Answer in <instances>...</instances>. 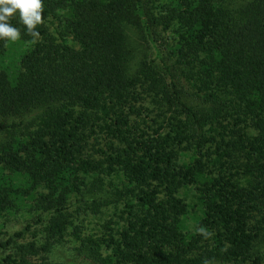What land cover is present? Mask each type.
<instances>
[{
	"label": "trees",
	"instance_id": "trees-1",
	"mask_svg": "<svg viewBox=\"0 0 264 264\" xmlns=\"http://www.w3.org/2000/svg\"><path fill=\"white\" fill-rule=\"evenodd\" d=\"M43 4L37 42L18 16L21 38L0 40V219L48 215L25 243L13 239L22 231L0 241V264H52L41 254L68 229L88 264H264V0H164L151 19L142 0ZM130 28L143 31L151 60L133 62ZM138 88L159 101L167 132L129 125ZM95 127L109 136L97 160L84 152ZM188 139L209 147L172 168ZM183 186L196 200L191 230ZM111 205L124 220L115 236L79 233V215Z\"/></svg>",
	"mask_w": 264,
	"mask_h": 264
},
{
	"label": "rangeland",
	"instance_id": "rangeland-1",
	"mask_svg": "<svg viewBox=\"0 0 264 264\" xmlns=\"http://www.w3.org/2000/svg\"><path fill=\"white\" fill-rule=\"evenodd\" d=\"M142 1L145 12H147V15H150L148 18H156L161 15L164 0ZM149 29L154 33L155 36L161 32L160 26L154 21L149 22ZM127 36L129 47L133 51V62H137L142 59L151 60L153 58V51L147 43L143 31L130 28L128 29ZM158 39L159 38H157V40ZM161 45L165 46L164 44ZM168 49L169 48H166V46L163 48L161 58H163L166 63H168L173 80L176 84L178 83L177 88H180L179 94L180 96L184 97L183 101H189V99H191V89L182 78H179L180 73H178L175 67L172 65L173 59L169 56ZM153 65L157 66L158 69H161L159 63L156 60L153 62ZM136 91L139 95V99H137V101L134 103L135 111H130L132 114L127 117L129 125L132 127H138L139 130L145 131V133L149 136L152 135L153 131H157L160 134L167 132V125L162 124L157 126L158 123L162 122L161 117L158 116L157 113V108L159 106V101L157 98H153L150 94L143 91L142 88H138ZM167 115H169V113L166 114V116ZM84 134L86 135V144L84 147L85 154L91 155L95 158L94 160L99 159L100 155L97 153L98 149L106 150L107 147H109L108 134H105L104 130L102 131V129L97 127L92 130H89L88 128L85 129ZM193 147L194 140L191 139L184 140L179 146L175 147V155L171 162V167L177 169L189 164L192 159L199 158L206 150V147L209 146L208 144H205L204 146H200L199 149H193ZM106 152L109 151L107 150ZM232 162L236 167L239 164L240 159L235 157ZM108 178L109 177L105 178V181H108ZM110 178L111 181L115 183L116 179L114 176ZM177 196L182 199L187 210V215L184 217L183 223H185L187 229L191 230L190 227L192 222L190 221L189 215L196 210V200L194 199L192 187H181L178 190ZM117 209V211L112 209L111 205L107 208H100V212L95 215H91L89 213L85 215V217L83 215H79V218H77L76 221V223H79L78 225L80 226L78 228L79 233L91 235L104 233L106 235L111 234L115 236L118 230H120L124 224V220L122 219L123 216L121 217L120 214V208L118 207ZM69 210L74 211L75 206H70ZM46 212L47 211L38 214L19 212L16 215L10 216L6 219H0V241L11 237L15 232L22 231L23 235L20 239H13L17 243H25L31 238L32 234H35V232L40 229L38 225H34L36 222V217L46 218L48 215ZM26 224L31 226L30 229L25 228ZM36 239H40L39 243H43V236L39 232L36 235ZM75 246H77V242H75L74 238L70 234V229H68L66 234L61 237L58 242L51 243L47 253H42L41 255H45L47 257V261L52 264H62L67 263V261H70L73 264H88V262L82 261L81 259L74 256V251L72 249ZM5 253H9V250H0L1 255Z\"/></svg>",
	"mask_w": 264,
	"mask_h": 264
},
{
	"label": "clouds",
	"instance_id": "clouds-1",
	"mask_svg": "<svg viewBox=\"0 0 264 264\" xmlns=\"http://www.w3.org/2000/svg\"><path fill=\"white\" fill-rule=\"evenodd\" d=\"M44 11L43 0H0V40L15 42L21 38L20 28L10 23L18 16V23L37 42L40 38L37 28L44 22Z\"/></svg>",
	"mask_w": 264,
	"mask_h": 264
}]
</instances>
